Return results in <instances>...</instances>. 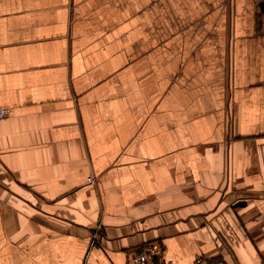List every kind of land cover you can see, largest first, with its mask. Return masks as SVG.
<instances>
[{
    "label": "crops",
    "instance_id": "obj_1",
    "mask_svg": "<svg viewBox=\"0 0 264 264\" xmlns=\"http://www.w3.org/2000/svg\"><path fill=\"white\" fill-rule=\"evenodd\" d=\"M0 264H264V0H0Z\"/></svg>",
    "mask_w": 264,
    "mask_h": 264
},
{
    "label": "built area",
    "instance_id": "obj_2",
    "mask_svg": "<svg viewBox=\"0 0 264 264\" xmlns=\"http://www.w3.org/2000/svg\"><path fill=\"white\" fill-rule=\"evenodd\" d=\"M8 114L7 109H0V121ZM131 264H177L163 258V248L158 243H149L140 251L130 256ZM190 264H227L225 261H211L206 257L199 256Z\"/></svg>",
    "mask_w": 264,
    "mask_h": 264
}]
</instances>
